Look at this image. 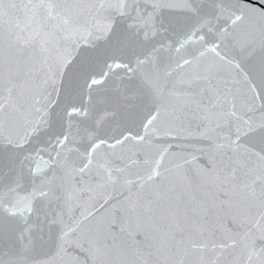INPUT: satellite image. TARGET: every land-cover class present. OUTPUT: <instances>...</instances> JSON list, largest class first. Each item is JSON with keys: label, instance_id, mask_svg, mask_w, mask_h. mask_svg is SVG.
<instances>
[{"label": "snow or ice", "instance_id": "6c2138e0", "mask_svg": "<svg viewBox=\"0 0 264 264\" xmlns=\"http://www.w3.org/2000/svg\"><path fill=\"white\" fill-rule=\"evenodd\" d=\"M264 0H0V264H264Z\"/></svg>", "mask_w": 264, "mask_h": 264}, {"label": "water", "instance_id": "95a60500", "mask_svg": "<svg viewBox=\"0 0 264 264\" xmlns=\"http://www.w3.org/2000/svg\"><path fill=\"white\" fill-rule=\"evenodd\" d=\"M251 3H258V0H249ZM261 7H264V5H261Z\"/></svg>", "mask_w": 264, "mask_h": 264}]
</instances>
